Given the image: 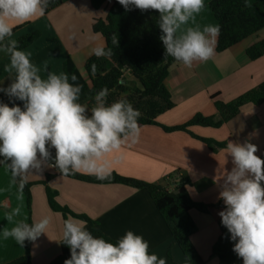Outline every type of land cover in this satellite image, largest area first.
Returning <instances> with one entry per match:
<instances>
[{"label":"crops","instance_id":"0c3cea01","mask_svg":"<svg viewBox=\"0 0 264 264\" xmlns=\"http://www.w3.org/2000/svg\"><path fill=\"white\" fill-rule=\"evenodd\" d=\"M211 1L204 0V8L181 26L177 36L189 28L202 31L205 27L216 26L209 9ZM257 2L247 0V6ZM108 7L106 4L94 10L90 0H62L58 8L45 15H37L23 23L9 21L15 25L13 30L18 28L10 39L34 31L40 32V38L23 51L30 53L31 62L41 69L40 74L44 78L48 72L63 73L62 64L67 57L84 74L85 62L93 56L89 55L91 49L98 45L105 47L103 37L94 34L91 25L95 19H105ZM262 39L264 28L237 45L217 53L215 38L214 54L206 62L196 61L191 68L183 63L172 65L164 85L174 107L159 115L157 123L174 126L186 122L197 113L213 116L216 114L214 100L230 102L264 82V56L250 61L246 55V49ZM7 63L9 56L0 51L2 88H7L14 80V73L10 75L4 71ZM125 78H128L127 74ZM0 94L8 96L4 92ZM213 96H216L214 100ZM87 115L90 116L89 110ZM190 131L198 137L226 145L228 142L253 143L258 147L256 155L264 158V103L242 106L233 119L219 128L195 126ZM225 149L213 153L205 144L184 132L166 133L158 126H141L137 143L126 141L119 151L107 154L101 163L106 165L110 173L161 185L169 191L175 188L181 177L187 178L190 185L186 188L193 201L204 204L221 202L222 206L211 214L196 210L189 212L197 227V232L191 236L193 246L204 264H218L217 258L211 255V248L220 233L221 217L218 213L225 208L224 202L218 197L225 171L233 167L232 158ZM50 151L55 157V149L50 148ZM78 173L89 175L83 171ZM47 174H56L47 181V186L57 193V203L74 214L84 215L94 221L107 237L118 241L127 231H133L149 242L150 254L165 258L170 248L172 260L176 264H188L145 190L121 184L86 183L57 175L55 167H45L43 171H34L27 176L25 183L32 184L28 211L25 195L16 184L17 178H13L4 163H0V264H11L23 255L25 247V242L20 246L12 238L5 240L3 230L11 229L17 223H28L29 220L32 224L44 217L49 218L50 224L45 234L30 241L31 263L49 264L57 256L65 255V219L61 213L53 212L48 206L45 186L42 184ZM17 209L19 214H14ZM9 216L12 217L11 221L8 220ZM69 218L76 222L82 221L69 215L66 220ZM85 226L90 231L86 223Z\"/></svg>","mask_w":264,"mask_h":264},{"label":"clouds","instance_id":"9594fccd","mask_svg":"<svg viewBox=\"0 0 264 264\" xmlns=\"http://www.w3.org/2000/svg\"><path fill=\"white\" fill-rule=\"evenodd\" d=\"M126 11L130 6L143 11L154 10L159 16L160 39L165 55L191 68L196 61L206 62L214 54L215 26L187 29L177 36L182 25L204 8V0H118ZM49 0H0V51L9 56L4 71L14 75L13 82L0 87L9 97L24 102L9 106L0 103V163L6 164L13 178L20 179L23 189L30 173L45 167L57 168L63 176L81 172L98 180L110 178L101 161L119 151L126 141L137 143L141 126L138 109L124 98L106 103L108 89L95 96L91 115L79 103L82 86L77 76L48 72L30 60V53L20 50L18 41L10 39L15 25L43 15ZM112 43L118 45L117 35ZM89 55L111 56L112 49L103 45L93 47ZM95 70V65L92 66ZM71 81V82H70ZM50 148L55 149V157ZM257 145L228 142L225 152L232 158L233 167L225 171L219 199L225 208L218 214L221 223L234 241L233 251L243 264H264V159L256 155ZM51 161V163H50ZM14 214H19V209ZM9 216L8 220L11 221ZM50 224L48 217L28 224L21 222L3 230L5 240L12 238L20 246L26 240L35 241ZM63 243L70 248V258L64 264H167L166 259L149 252V242L142 235L127 231L114 244L95 237L85 222L72 218L64 221Z\"/></svg>","mask_w":264,"mask_h":264},{"label":"trees","instance_id":"16d2710c","mask_svg":"<svg viewBox=\"0 0 264 264\" xmlns=\"http://www.w3.org/2000/svg\"><path fill=\"white\" fill-rule=\"evenodd\" d=\"M61 4L62 0H49L43 15L58 8ZM106 4L109 7L105 19H95L91 29L94 34L103 37L105 48L112 49V55L99 58L95 55L90 57L85 62L84 74L80 73L69 57L62 64L63 73H68L69 77L75 74L77 76L76 83L82 86L78 102L85 104L90 111L95 106L96 94L101 89L106 88L108 89L106 103L110 105L121 98L129 101L141 113L138 119L140 126H158L166 133L184 132L205 144L213 153L225 149V143L198 137L190 131V128L195 126L219 128L233 119L242 106L247 104L259 106L263 104L264 82L227 103L214 100L216 96H213L212 99L216 109V114L213 116H204L197 113L180 125H160L156 121L157 117L174 107L164 81L168 76L169 68L182 62L165 55L166 50L160 39L163 35L159 27L160 14L157 11L147 10L142 12L134 6H130L131 10L126 11L118 3V0H90V5L94 10H99ZM209 9L216 21L215 27L220 30L216 37L215 51L217 53L237 45L264 28V0H258L256 4L250 7L247 6V0H212L209 3ZM114 34L118 37V45L112 43ZM40 36L39 31H34L15 40L18 41L19 49L24 50L34 44ZM246 55L250 61L264 56V39L248 47ZM93 65H95V70H93ZM125 74L128 75V78H125ZM0 103L9 106L19 105L21 108L24 106V102L15 97L2 94H0ZM2 159L3 157H0V160ZM55 169L59 176L86 183L121 184L145 190L187 263L204 264L203 259L191 242V236L197 232V227L190 218L189 212L196 210L202 214H211L216 208L222 206V203L204 204L193 201L186 188L187 185H190L187 178L181 177L175 188L169 191L161 185L123 177L116 173H110L109 179L98 180L94 175H83L78 172L63 176L57 168ZM55 175L47 174L42 182L45 186L49 208L53 212L61 213L65 220L69 215L84 221L92 234L115 244L117 241L104 235L94 221L84 215L74 214L57 203V193L47 186V181ZM16 184L21 190L19 178H17ZM31 186V183H24L21 190L25 195L28 211H30L31 205ZM3 205L5 208L8 207L5 202ZM28 224H31L30 220ZM234 243L230 239L227 228L220 222L219 236L211 248V255L217 258L218 264H243L232 250ZM69 258L70 248L66 245L65 255L57 256L49 264H64V261ZM164 259H166L167 264H176L172 260L170 248L167 250ZM11 264H32L30 240L25 241L23 255L12 261Z\"/></svg>","mask_w":264,"mask_h":264},{"label":"rangeland","instance_id":"374dc122","mask_svg":"<svg viewBox=\"0 0 264 264\" xmlns=\"http://www.w3.org/2000/svg\"><path fill=\"white\" fill-rule=\"evenodd\" d=\"M17 29H18V28L14 29V32H15ZM82 105H84V104H82Z\"/></svg>","mask_w":264,"mask_h":264},{"label":"built area","instance_id":"2783aa9c","mask_svg":"<svg viewBox=\"0 0 264 264\" xmlns=\"http://www.w3.org/2000/svg\"><path fill=\"white\" fill-rule=\"evenodd\" d=\"M262 159H264V158H262Z\"/></svg>","mask_w":264,"mask_h":264}]
</instances>
